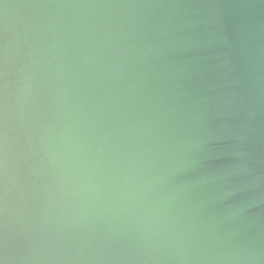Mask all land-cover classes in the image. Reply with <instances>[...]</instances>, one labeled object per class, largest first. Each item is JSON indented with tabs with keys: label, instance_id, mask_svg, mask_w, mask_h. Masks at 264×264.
I'll use <instances>...</instances> for the list:
<instances>
[{
	"label": "water",
	"instance_id": "1",
	"mask_svg": "<svg viewBox=\"0 0 264 264\" xmlns=\"http://www.w3.org/2000/svg\"><path fill=\"white\" fill-rule=\"evenodd\" d=\"M0 264H264V0H0Z\"/></svg>",
	"mask_w": 264,
	"mask_h": 264
}]
</instances>
